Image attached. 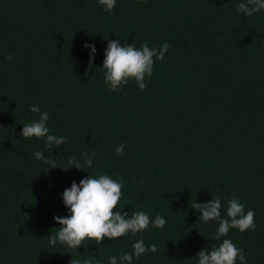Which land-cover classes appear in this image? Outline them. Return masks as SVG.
I'll use <instances>...</instances> for the list:
<instances>
[{
  "label": "trees",
  "instance_id": "16d2710c",
  "mask_svg": "<svg viewBox=\"0 0 264 264\" xmlns=\"http://www.w3.org/2000/svg\"><path fill=\"white\" fill-rule=\"evenodd\" d=\"M239 2L116 0L109 13L98 0H0V264L87 256L127 264L120 254L141 238L157 251L132 264H198L200 251L225 238L247 264H264V10L249 17L236 11ZM117 39L170 45L145 90L131 79L119 91L105 84V50ZM85 43L97 50L91 67ZM32 105L49 113V134L64 144L22 137L39 119ZM85 152L95 153L91 168ZM72 158L84 170L69 167ZM92 174L122 181L116 210L160 215L165 226L100 245L51 246L54 217L70 214L64 190ZM233 195L255 211V229L214 240L219 222L205 224L191 205L219 197L226 217Z\"/></svg>",
  "mask_w": 264,
  "mask_h": 264
},
{
  "label": "clouds",
  "instance_id": "9594fccd",
  "mask_svg": "<svg viewBox=\"0 0 264 264\" xmlns=\"http://www.w3.org/2000/svg\"><path fill=\"white\" fill-rule=\"evenodd\" d=\"M98 2L109 13L116 6V0H98ZM262 10H264V0H240L236 9L237 12L244 13L249 17ZM85 47L91 49L89 59V67H91L97 50L94 44L85 43ZM169 47L170 45L166 42L160 48L149 47L148 43L144 42L140 48H137L134 43L121 44L118 39L110 40L105 50L102 66L105 72V84L112 91H119L131 79L135 80L139 89L145 90L147 88L145 77L152 76L156 60L162 61ZM6 59L10 61L12 57L8 56ZM30 110L39 113V119L24 124L22 137H46V148L65 143L66 137L49 134L46 122L50 117L47 111L41 113L37 105H32ZM115 151L118 155L122 154L124 144L118 145ZM33 155L38 160H44L45 163L51 164V168L57 167L54 161L45 157L43 151H35ZM83 155L86 165L89 168L93 167L95 153H92L91 157L87 152ZM68 163L69 167L75 166L84 170V166L75 158L70 159ZM122 188L121 180L114 179L107 174L98 176L92 174L81 179L79 183L73 181L71 187L63 192V201L70 214L64 217L59 215L54 217L59 226L55 227L57 231L54 234L51 232L49 235V244L55 246L59 242L68 248H79L85 240H88L95 241L97 245H100L105 237L118 239L129 233L136 234L146 230L150 224L160 229L165 226L167 221L160 215H157L153 220L145 211L135 210L129 217L127 212L116 210L122 197ZM191 207L202 212L199 219L205 224L211 220L219 222L218 229L212 237L214 240L226 237L232 228L241 232L255 229V211L249 209L245 212V205L235 195L228 201L226 217L222 216L223 206L219 197L213 196L205 203L195 201ZM133 249V253L122 252L119 262L132 264L133 256L139 258L147 252L157 251L155 244L145 245L142 238L133 244ZM196 256L198 264H236L237 260L240 261V264H247L244 250L227 238L223 239L219 245H212L210 250L206 247ZM70 264H99V261L94 256H87L83 259L73 258ZM109 264H118V258L110 256Z\"/></svg>",
  "mask_w": 264,
  "mask_h": 264
}]
</instances>
